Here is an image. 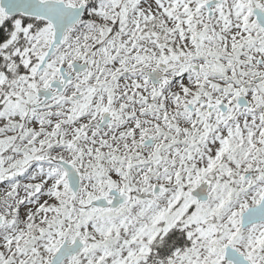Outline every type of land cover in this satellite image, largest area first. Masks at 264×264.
<instances>
[{"label":"snow or ice","instance_id":"1","mask_svg":"<svg viewBox=\"0 0 264 264\" xmlns=\"http://www.w3.org/2000/svg\"><path fill=\"white\" fill-rule=\"evenodd\" d=\"M0 264H264V0H0Z\"/></svg>","mask_w":264,"mask_h":264}]
</instances>
